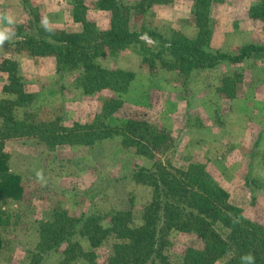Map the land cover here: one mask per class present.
<instances>
[{
    "label": "rangeland",
    "instance_id": "rangeland-1",
    "mask_svg": "<svg viewBox=\"0 0 264 264\" xmlns=\"http://www.w3.org/2000/svg\"><path fill=\"white\" fill-rule=\"evenodd\" d=\"M222 1L212 0L209 27L198 29V35L192 39L205 40L209 36L210 52L231 55L246 44L264 46V22L252 20L244 9L236 11V18L230 16L228 9L217 10ZM3 11L0 8V13ZM193 11L194 8L190 23ZM135 14V19L129 21L132 31L147 28L166 38L178 33L167 26V21H144L143 14ZM18 27L20 33L27 32L28 23L16 24L14 31ZM41 31L53 38H61L65 33L57 29ZM10 39L6 35L8 43ZM13 41L0 43V63L4 59L16 62L25 89L36 96L30 110L39 119L57 120L65 126L85 123L100 113L104 99L119 97L122 107L105 119L106 124L121 126L128 119H138L165 131L173 141L165 161L174 168L203 164L226 193L228 202L240 208L246 218L264 226V53L258 61L221 64L196 72L183 89L165 71L150 72L142 64L138 48L128 46L114 56L104 53L98 59L104 68L135 74L128 92L118 95L103 90L88 95L82 90L81 69L58 81L54 58L17 51ZM140 41L154 44L146 36L140 37ZM233 73L241 75V82L236 97L226 99L216 89L222 76ZM6 77L0 71V99L8 97L2 92ZM21 115L19 110L17 117ZM4 151L9 173L20 178L23 196L19 201H0V264H66V245L47 256L33 253L39 241L40 222L50 220L57 210L77 216H99L101 225L107 228L114 212L131 209V226L142 224V208L150 201L152 190L135 184L131 172L150 167L153 160L137 155L132 148H123L119 136L89 146L62 145L53 149L35 139H14L4 142ZM72 241L88 249L85 238L75 236ZM168 241L164 253L174 264L181 263L186 248L201 247L193 235L179 232H171ZM114 242L109 236L94 249L97 264H107ZM225 260L214 264H224Z\"/></svg>",
    "mask_w": 264,
    "mask_h": 264
},
{
    "label": "trees",
    "instance_id": "trees-1",
    "mask_svg": "<svg viewBox=\"0 0 264 264\" xmlns=\"http://www.w3.org/2000/svg\"><path fill=\"white\" fill-rule=\"evenodd\" d=\"M172 1L142 0L133 9L145 14L154 4ZM192 1V22L196 28L204 30L210 25L212 0ZM21 3L29 17L28 29L20 33L21 28H16L15 50L35 57L54 58L58 81L81 69L82 90L88 95L103 90L118 95L128 92L134 74L103 68L98 60L101 54L114 56L128 46L138 48L142 64L150 72L161 69L171 73L183 89L189 86L192 74L197 71L211 70L221 64L258 61L264 53V46L253 44L241 46L234 55L212 53L209 51V36L205 40H193L181 33L166 38L147 28L132 31L127 8L118 0H98L99 7L112 15L106 31L98 30L87 20L86 6L74 0L72 16L74 22L81 24V31L53 38L40 30L39 17L32 11L29 0H21ZM249 17L264 22V0L249 9ZM142 36L150 38L154 44L141 42ZM0 71L7 75L2 92L8 95L0 99V201H19L23 196L20 178L8 171L4 151L7 140L30 138L53 149L62 145L89 146L119 136L123 148H132L137 155L153 160L150 167H139L131 172L135 184L152 190L150 201L142 208L140 226H131V209L114 212L107 228L101 225L99 216H77L66 210H57L50 220L40 222L34 254L47 256L66 245L63 263L97 264L94 249L112 236L115 242L107 264H174L164 251L169 244L168 235L179 232L193 235L201 243L200 248H186L179 264H214L220 259H226L224 264H264V226L246 218L240 208L228 202L226 193L203 164L191 163L187 168L170 165L165 160L173 141L165 131L152 124L138 119H128L121 126H109L104 122L122 107L123 101L119 97L104 99L100 113L88 122L65 126L57 120H41L30 110L36 96L25 89L16 62L2 60ZM240 78L238 73L222 76L216 92L226 99L235 98ZM19 110H22L21 117H17ZM2 222L0 214V224ZM75 236L87 240V250L72 241Z\"/></svg>",
    "mask_w": 264,
    "mask_h": 264
},
{
    "label": "crops",
    "instance_id": "crops-1",
    "mask_svg": "<svg viewBox=\"0 0 264 264\" xmlns=\"http://www.w3.org/2000/svg\"><path fill=\"white\" fill-rule=\"evenodd\" d=\"M73 1L74 0H29V3L33 12L39 17L38 25L40 30L57 29L64 31L65 33H78L81 31V24L76 23L73 20ZM79 1H81L87 8V20L93 22L98 30L106 31L109 29L112 17L110 11L101 9L98 5V0ZM118 1L127 8L128 21H133L137 15H134L135 11L133 12V8L136 7L142 0ZM257 2L258 0H223L217 10L225 12L228 9L230 16L233 15L236 18V11L238 9L249 11V9L257 4ZM0 8L4 9L3 13H0V16L1 14H4L0 17V32H2L5 36L11 35V39L9 41L10 43H8L6 39L3 43L11 44L12 39L14 41L17 39L14 35L15 31L13 27L16 24H22L24 22L28 23L29 17L22 6L21 0H0ZM193 8L194 2L192 0H173L168 4H154L147 10L145 15L143 14L144 16L142 15V18L144 17V21H167V26L170 29H173L174 32L181 33L189 39H192V37L195 38L199 33L198 28L194 26L192 21L191 23L188 21ZM235 18H232V22H234ZM168 74L172 76L171 73Z\"/></svg>",
    "mask_w": 264,
    "mask_h": 264
},
{
    "label": "clouds",
    "instance_id": "clouds-1",
    "mask_svg": "<svg viewBox=\"0 0 264 264\" xmlns=\"http://www.w3.org/2000/svg\"><path fill=\"white\" fill-rule=\"evenodd\" d=\"M6 39V36L0 32V43H2Z\"/></svg>",
    "mask_w": 264,
    "mask_h": 264
}]
</instances>
